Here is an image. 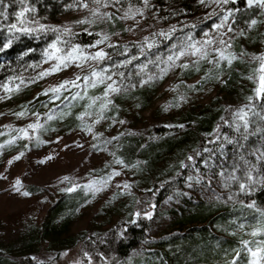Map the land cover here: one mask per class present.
<instances>
[{
	"label": "rangeland",
	"instance_id": "1",
	"mask_svg": "<svg viewBox=\"0 0 264 264\" xmlns=\"http://www.w3.org/2000/svg\"><path fill=\"white\" fill-rule=\"evenodd\" d=\"M243 1L247 5V0ZM250 8L257 10L256 24L249 22L244 29L234 28L231 16L220 28L216 27L229 12L222 0H200L197 14L175 21L147 19L145 11L137 7L114 10L79 6L56 21L46 23L49 29H67L69 33H86L96 38L93 45L80 47L83 52H78L77 59L67 67L56 59H49L45 53L44 61L34 72L31 71L28 80L0 88V255L7 256L9 263H13L23 254V244L28 242L30 229L38 228L41 238L29 250L31 258L44 264H76L72 250L58 252L59 246L51 243V233L41 236L45 230L43 222L54 204L62 195L72 192L79 191L83 199L76 208V217L60 238L97 236L114 224H136L134 214L137 212H131L133 189L145 191L150 186L145 181L147 173L139 166L126 167L117 163L112 151L117 141H111L117 136L125 133L157 139L156 129L174 127V119L184 109L213 101L215 107L233 109L235 123L243 122L237 113L241 109L248 111L246 88L249 77L241 78L238 85L234 83L231 90L224 89V71L219 68L223 63L230 65L245 57L259 69L260 60L256 57L264 55V8L255 4ZM256 35L260 36L258 41L254 39ZM207 40L212 43L205 44ZM221 40L225 43L221 44ZM97 41L101 43L97 44ZM122 43H138L140 47L120 45ZM161 44H164V52L146 58L148 50L157 53L154 48ZM190 44L202 48L207 56L192 55L194 49L188 48ZM57 47L65 51L69 48L63 41H59ZM101 50L107 53L102 61L81 59ZM181 51L186 54L176 59ZM46 52L53 53L54 50L48 47ZM221 52L224 58H221ZM169 56L174 57L173 61L168 60ZM57 64H61L59 69L52 71ZM185 64L187 68L181 67ZM93 69H106V77L111 76V80L105 78L103 83L99 82L98 77L90 76ZM257 69L254 71L255 80L259 77ZM190 70L196 72L192 78L187 75ZM45 72L48 74L41 76ZM86 75L90 76L88 81L83 79ZM66 81H75V84H65ZM92 81H96L95 86ZM61 84H64L63 88H60ZM108 84L119 91L109 90L105 95ZM53 89H59V93ZM65 94L71 95V102L78 99V108L74 110L80 125L68 124L69 111L74 108L72 103L65 109L59 108L58 99ZM35 98L49 100L38 110L24 106ZM145 98L146 102L142 104ZM124 119L127 125L123 124ZM33 124L37 127H28ZM172 163V159L159 163L164 170H159L158 183L169 179L170 174L165 172ZM227 184L234 185L233 181ZM233 188L236 192V182ZM225 189L228 191L229 186ZM178 192V189L173 190L154 212L150 239L162 236L167 220L158 213L177 204ZM235 192L229 190L223 196L201 187L200 195L215 201L218 206H228L237 201ZM260 209L264 211V206ZM255 225L236 231L237 236L248 241L253 250L264 247V233L259 231L264 219ZM46 229L50 230L49 227ZM254 230L256 236L251 234ZM149 245L145 243V247ZM243 252L247 258L240 260L239 264H249L250 253L246 249ZM143 257V250H137L122 264H134ZM211 264L231 262L223 257Z\"/></svg>",
	"mask_w": 264,
	"mask_h": 264
},
{
	"label": "trees",
	"instance_id": "2",
	"mask_svg": "<svg viewBox=\"0 0 264 264\" xmlns=\"http://www.w3.org/2000/svg\"><path fill=\"white\" fill-rule=\"evenodd\" d=\"M85 5L114 10L137 7L145 11L147 19L165 22L197 14L200 0H23V3L20 0H4L0 11L6 12L7 19L0 17V88L28 80L31 71L34 72L44 61L49 45L57 41L58 36L59 41L67 46L93 45L95 35L52 31L45 25ZM25 7L30 9L25 13V18L26 26L32 32L8 31L11 24L17 23L15 14ZM226 9L232 13V25L236 29H244L258 15L257 10L248 7L243 0L230 1ZM41 25L44 26L43 30ZM254 39L258 41L260 36L256 35ZM6 43L9 46L5 48ZM120 45L140 47L138 43ZM163 49L164 44H161L154 48L157 53L148 50L145 56L158 55L164 52ZM219 69L224 71V89L231 90L234 83L238 85L241 78L249 77L246 88L249 101L245 117L248 120L247 129L243 127L244 121L234 122L233 109L215 107L213 101L184 109L174 119V127L156 129L157 139L149 140L144 136L125 133L117 136L111 140L117 141L112 148L114 157L126 167L137 165L144 170L147 173L145 181L151 187L145 191L133 189L131 212L139 213L134 214L136 224H114L97 236L87 235L83 238L81 235H69L60 238L76 217V208L83 199L77 191L58 199L43 222L45 230H42L41 236L51 233V243L59 246L58 252L72 250L76 264H122L128 255L137 250H143L144 257L134 264H211L223 257L229 262L237 259V264L245 260L244 241L236 231L256 226L259 220L264 219L261 215L263 210L260 209L264 206V159L261 158L264 154V98H258L255 93L258 80L253 79L257 69L253 61L240 57L230 65L223 63ZM187 75L192 78L196 72L190 70ZM48 100L35 98L24 106L38 110ZM142 101L145 104L146 98ZM58 103L61 109L72 103L74 108L69 111L68 124L80 125L75 117L78 99L71 102V95L65 94L58 99ZM123 124H128L125 119ZM167 159L173 162L165 172L170 177L160 184L159 173L164 168L159 163L167 162ZM248 170L252 171L254 183L247 180L245 173ZM228 181H233L234 185H228ZM235 182L238 184L236 192L233 188ZM241 183L247 186L244 191L239 189ZM227 186L238 197L231 205L218 206L215 201L200 195L201 187H205L210 193L224 196L229 193V190L225 191ZM175 189L179 190L177 204L158 213L167 220L163 234L150 239L154 212ZM133 208L136 209L133 211ZM149 212L151 218H148ZM48 227L50 230L46 229ZM38 231V228L30 229L28 242L23 244V254L17 256L13 263H9L7 256L0 255V264H44L29 256V250L40 241ZM145 243L150 245L145 247Z\"/></svg>",
	"mask_w": 264,
	"mask_h": 264
},
{
	"label": "snow or ice",
	"instance_id": "3",
	"mask_svg": "<svg viewBox=\"0 0 264 264\" xmlns=\"http://www.w3.org/2000/svg\"><path fill=\"white\" fill-rule=\"evenodd\" d=\"M21 3H23V0H20ZM203 2V0H202ZM230 0H222V3H229ZM231 2H235V0H231ZM4 4V0H0V5H3ZM256 5L257 7H260V8H264V0H247V5L249 7H252L253 5ZM86 6V5H85ZM28 11H30L29 8L25 7L23 9H21L20 12L16 13V19H17V23H13L9 26L8 28V31H13V30H16L18 32H21L23 34H30L32 32V29H30L29 27L26 26V18H25V13H27ZM32 11H34V9H32ZM232 13L231 11H229L227 13V15H225L223 18H222V22L220 25H216L217 28H220L223 23L225 21H227V19L229 18V16H231ZM0 17H3L4 19H7V14L5 11H0ZM83 23V21L81 22ZM251 24L252 25H255L256 24V21L255 20H252L251 21ZM41 27V30H43V25L40 26ZM52 31H58L57 29H51ZM65 32H68L69 30L65 29L64 30ZM229 31H232L231 28H229ZM205 35L207 36V33H205ZM59 36L57 37V41H54L53 43H51L49 45V48L50 49H53L54 52L53 53H47L46 52V55L48 56L49 59H56L58 61H60L62 63V65L64 67H67L68 64L70 62H73L74 60L77 59V53L78 52H83V49L80 48V46L78 45H69V48L67 51H65L64 49H61V48H58L57 47V43L59 42ZM191 39V38H190ZM101 43V41H97V44ZM205 44H211L212 41L211 40H207L204 42ZM221 44H224L225 41L221 40L220 41ZM9 44H5L4 47H8ZM188 48L189 49H194V51H192V55H196V53H200L201 55V58L203 57H206L207 56V52L205 51H202V48H197L195 44H190L188 45ZM56 53H63L62 55H56ZM185 51H181L175 58L176 59H179L180 56H183L185 55ZM107 56V53H105L103 50L101 51H98L94 54H91V55H88V56H82L81 59L83 60H87V59H92V60H96L97 62L99 61H102L104 60V58ZM221 58H224L223 57V53L221 52ZM174 57L173 56H169L168 57V60L169 61H173ZM256 59H259L260 60V67L259 69H257L258 73H259V77H258V83H257V87L255 89V93H256V96L258 98H264V55H261L259 57H256ZM229 63H231V60H229ZM61 66V64H57L53 69L52 71H56L59 69V67ZM77 67H82V64H77ZM181 67H185L187 68L188 65H181ZM106 72L107 70L106 69H101L99 71L93 69L90 73V76L91 77H98L99 78V82L103 83L104 82V79L107 78L109 80H111V76H107L106 77ZM48 73L45 72V73H41V76H44V75H47ZM121 75H123L121 73ZM90 76L89 75H86L83 77V79L85 81H88L90 79ZM77 79H80V77H77ZM251 79V77H250ZM67 83H72V84H75V81H72V82H65V84ZM95 83L96 81H92V84L93 86H95ZM64 87V84H61L60 85V88H63ZM111 91V92H118L119 89L116 88V87H113L112 84H108L107 87H106V92H105V95H107V92L108 91ZM53 92H56V93H59V89H53L52 90ZM251 99V98H249ZM262 107H264V105H262ZM19 115H23V113H20ZM239 119L243 120L244 123H243V127L245 129H247L248 127V120L245 119V117L247 116V113L241 109L239 110V112L237 113ZM49 119H51V117H49ZM122 123V121H121ZM29 128H35L37 127V125H29L28 126ZM240 128L239 126L237 127V131H239ZM21 131H26L24 129H21ZM88 131H91V129L89 128ZM245 139H247V137L245 136ZM19 157H17L18 159ZM262 159H264V154H262ZM117 163H120V161H117ZM115 175H119V173H115ZM246 177H247V180L249 181V183H254V178L252 176V171L251 170H248L246 173H245ZM65 179H67V177H65ZM233 179H236L235 177H233ZM20 182L17 181V184H19ZM125 187H127V185H125ZM247 186L244 184V183H241L240 184V189L241 191H244L245 188ZM73 189H67V191H72ZM25 196L28 195L27 192L24 193ZM249 207H254V205H249ZM137 215H139V213H137ZM261 215L264 216V211L261 212ZM148 218H151V214H148ZM241 227H243V225H241ZM260 232L264 233V225H262V227L259 229ZM253 236H256L257 235V231L254 230L252 233H251ZM244 245H245V248L246 250L250 253V256H251V260L249 261V264H261V261H264V247H257L256 250H253L251 249L250 247H248V241H244L243 242ZM264 243V242H262ZM239 256V254H237V257ZM231 264H237V259H233L231 261Z\"/></svg>",
	"mask_w": 264,
	"mask_h": 264
}]
</instances>
